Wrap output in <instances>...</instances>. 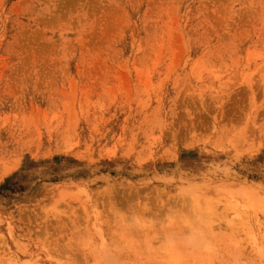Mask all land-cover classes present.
Returning <instances> with one entry per match:
<instances>
[{
    "label": "rangeland",
    "instance_id": "obj_1",
    "mask_svg": "<svg viewBox=\"0 0 264 264\" xmlns=\"http://www.w3.org/2000/svg\"><path fill=\"white\" fill-rule=\"evenodd\" d=\"M0 264H264V0H0Z\"/></svg>",
    "mask_w": 264,
    "mask_h": 264
}]
</instances>
